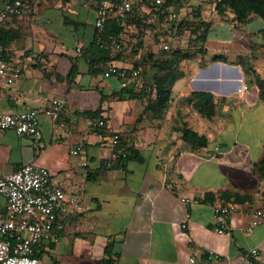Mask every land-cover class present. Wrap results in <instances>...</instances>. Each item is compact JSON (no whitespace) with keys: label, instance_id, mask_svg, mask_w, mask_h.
Instances as JSON below:
<instances>
[{"label":"crops","instance_id":"crops-1","mask_svg":"<svg viewBox=\"0 0 264 264\" xmlns=\"http://www.w3.org/2000/svg\"><path fill=\"white\" fill-rule=\"evenodd\" d=\"M96 5L25 0L23 13L1 27L2 53L22 74L13 84L0 79V112L38 108L43 137L39 145L13 130L0 132V177L34 163L82 200L62 217L63 229L39 248L40 264L57 255L88 263L85 256L96 248L97 264H264V221L244 230L253 219L245 209L264 208L258 169L264 159V18L236 24L214 10L205 51L187 47L192 56L179 61L169 105L157 114L146 109L155 88L140 93L154 85L149 74L120 79L105 76L104 68L139 69L149 50L163 60L174 48L185 50L184 41H168L164 23L157 35L147 29L132 38L125 30L117 46L110 44L112 52L95 54ZM179 14L194 18L188 6ZM239 28L241 35L233 36ZM126 29L133 33L136 26ZM198 91L214 94L212 118L192 106L189 99ZM55 97L65 101L64 125L43 111ZM185 127L206 144L187 142ZM114 133L133 153L122 168L106 169ZM77 146L81 150L73 154ZM229 202L238 210L229 217L230 232L220 234L214 207ZM252 249L257 255H250ZM210 251L219 257L209 258Z\"/></svg>","mask_w":264,"mask_h":264},{"label":"built area","instance_id":"built-area-1","mask_svg":"<svg viewBox=\"0 0 264 264\" xmlns=\"http://www.w3.org/2000/svg\"><path fill=\"white\" fill-rule=\"evenodd\" d=\"M164 0H151L150 4H143L144 11L156 12L158 15H168L165 18L167 31L170 32L173 23L178 25L180 14L175 7L167 10ZM25 0H6L0 8V79L13 84L21 77L22 69L11 63L2 53L1 27L12 16L21 15L24 11ZM137 3L132 0H100L96 5L97 40L103 41V33L107 20L116 17L124 25L131 18L133 12H138ZM117 46L116 42L111 43ZM107 47H111L106 43ZM167 48L168 45H165ZM81 51V48H77ZM139 69L127 70L116 65L104 68L105 76H116L120 79L137 77ZM65 110V101L60 98H50L43 111L60 121ZM40 110L32 108L23 112H0V132L13 130L20 136H28L41 145L43 133L39 119ZM100 127H105L103 120ZM113 150L104 161L106 169L122 168L131 153V145L123 143L119 133H114L111 140ZM81 146L72 150L77 154ZM187 201V199H183ZM82 200L78 192L67 191L63 186L53 182L50 171L34 163H27L19 169L0 177V264H40L37 252L41 245L51 240L55 232L63 229L62 217L79 209ZM238 210L235 203L220 204L214 207V230L225 234L230 232L229 217ZM245 213L252 215L251 222L244 227L245 232L264 221V208L247 207ZM186 226V224H183ZM257 249L250 250V255H257ZM209 258L219 255L210 251ZM194 262L195 258L192 257Z\"/></svg>","mask_w":264,"mask_h":264},{"label":"trees","instance_id":"trees-1","mask_svg":"<svg viewBox=\"0 0 264 264\" xmlns=\"http://www.w3.org/2000/svg\"><path fill=\"white\" fill-rule=\"evenodd\" d=\"M97 2L100 0H96ZM184 0H164L163 5L164 7L169 10V8L175 7L177 12H181V10L188 6L187 2L184 6ZM143 4H150L151 0H141ZM140 4V3H139ZM142 4V5H143ZM187 4V5H186ZM214 10L219 15H221L225 20L229 22H234L236 24H243L246 22H249L255 18L262 17L264 18V0H214ZM146 12V11H145ZM148 14H151L154 18L149 20L148 23L153 28V30L156 28L153 26L154 22L157 23L160 28L162 29V25L165 22V18L168 15L166 12L164 15H158L156 12H148ZM141 16L138 12H133L131 18L127 21V23L124 25L123 23H120L119 20L116 17H111L107 20L104 28L103 33V41L97 40V35L95 37V43L93 45V50L95 54H108L112 52V49L110 47H107L106 43L111 44L116 42H120L121 34L126 30V28L130 25H135L136 27L141 26L143 23L140 20ZM187 19H181L178 22V27L180 25L185 24ZM200 18L197 16H194V28L193 33L196 34V38L203 43L202 46L197 49L199 51L204 52V44L207 39V34L210 29V22L206 23L204 20L199 21ZM191 21V20H189ZM188 22V21H187ZM175 25V23H173ZM146 26V24H144ZM191 25V28L193 27ZM210 26V27H209ZM149 27V28H150ZM96 28V27H95ZM164 29V28H163ZM162 29V30H163ZM161 31V30H160ZM97 33V28H96ZM157 35V31L155 32ZM2 42V38H1ZM139 45V44H138ZM192 49H195V47H191ZM192 49H185L182 50L180 48H174L171 51L167 52L166 55H164L165 58L163 60L156 59L154 57V53L152 51L146 52L143 58V62L139 64L138 67L141 73V69L143 67V70H145V73L149 76L148 78L150 80H153L154 85L152 86H144L142 91L140 93L143 94V96L150 95L153 92V89L155 88V99H151L149 104L147 105V110H153L155 113L162 114L168 107L170 98H171V88L170 84L172 81L178 76V63L182 59H187L192 56ZM103 57V56H102ZM218 59L219 57H215ZM98 61V60H97ZM91 62V69L93 70V65L97 62ZM152 61V64L150 63ZM242 56L240 57L239 62L242 63ZM246 60L244 61L245 66ZM150 64V65H149ZM250 65V64H249ZM151 68V70H148ZM248 69V67H245ZM250 68V67H249ZM73 72V71H72ZM140 73L137 77L140 76ZM145 74V77L147 76ZM132 96H136L137 93L135 91H130ZM190 102L192 106L197 109L203 116L207 118H212V116L215 113L216 108V99L213 93L211 92H193L190 97ZM92 115V114H91ZM183 138L189 142L194 147H200L204 146L206 144V138L203 135L197 134L195 131L185 127L183 129ZM133 153V149L131 148V153L128 156L127 160L131 158ZM258 169L261 175L264 178V159L260 161L258 164ZM107 251L109 248L107 247ZM37 256L40 258L39 251L37 252ZM105 263H109L110 261H104Z\"/></svg>","mask_w":264,"mask_h":264},{"label":"rangeland","instance_id":"rangeland-1","mask_svg":"<svg viewBox=\"0 0 264 264\" xmlns=\"http://www.w3.org/2000/svg\"><path fill=\"white\" fill-rule=\"evenodd\" d=\"M184 6H185V3L187 2L188 4V8L190 9V12L192 13V15L194 16H198L200 18L201 21H203V19L205 18V22L206 23H209L210 26H211V23H212V14L214 13V0H184ZM137 9L139 8L138 10V13L140 14L141 16V23H143L141 26H138L136 27V31L132 33L131 29H126L125 32L127 33H131V37L133 38L135 35L136 36H142L144 35L146 32H147V29L152 31V32H156L159 34L160 33V26L154 22L153 26L156 28V30L150 26H148L149 24V20L150 18H154L151 14H148L147 12H145L141 6L143 4V2H141V0H137ZM140 3V4H139ZM186 4V5H187ZM191 21L189 20H186L185 24H182L180 25V27L176 26V24L172 25L171 26V29H170V36L168 39V41H170V38H171V42L173 43V45H178L176 43V41L178 42H183L184 41V47H186V49H188L187 47H195L197 49H199L201 46L203 48V43H201L197 38H196V34L193 33V28H194V21H193V17L190 18ZM211 19V20H210ZM199 20V21H200ZM210 20V21H209ZM145 21H148L145 22ZM188 21V22H187ZM146 24V26L144 25ZM191 25L193 26L191 28ZM209 26V27H210ZM150 27V28H149ZM246 29V28H245ZM248 30V29H246ZM129 31V32H128ZM220 29L217 30V32H219ZM240 31H243V28H239L237 29L236 31L234 32H231V34L233 36H240L241 34H237L239 33ZM160 38V37H159ZM175 42V44H174ZM143 43V41H142ZM143 68V67H142ZM145 70L141 69V73H140V76L138 77V79L140 78H143L145 77ZM137 78L135 80H138ZM100 255V251L98 248L95 249V251L93 252L92 255H87L85 256L86 258H89L90 262L88 263H83L81 261L79 262H76L75 260L73 261H68L64 256H55V257H50V256H46L44 261H45V264H97V260L96 258ZM73 257H75L73 255Z\"/></svg>","mask_w":264,"mask_h":264}]
</instances>
